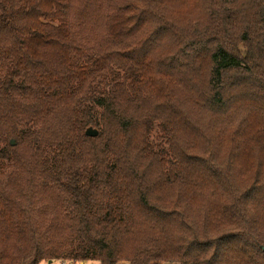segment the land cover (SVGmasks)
<instances>
[{"label": "trees", "instance_id": "obj_1", "mask_svg": "<svg viewBox=\"0 0 264 264\" xmlns=\"http://www.w3.org/2000/svg\"><path fill=\"white\" fill-rule=\"evenodd\" d=\"M54 260L264 264V0H0V264Z\"/></svg>", "mask_w": 264, "mask_h": 264}, {"label": "rangeland", "instance_id": "obj_2", "mask_svg": "<svg viewBox=\"0 0 264 264\" xmlns=\"http://www.w3.org/2000/svg\"><path fill=\"white\" fill-rule=\"evenodd\" d=\"M41 264H101L99 261L90 260L87 262H69L64 260L44 261ZM111 264H176L166 262H152V261H118Z\"/></svg>", "mask_w": 264, "mask_h": 264}, {"label": "water", "instance_id": "obj_3", "mask_svg": "<svg viewBox=\"0 0 264 264\" xmlns=\"http://www.w3.org/2000/svg\"><path fill=\"white\" fill-rule=\"evenodd\" d=\"M86 135L89 136V137H96V136H98V131L96 129H94V128H88L86 130ZM11 144L15 145V142L12 141Z\"/></svg>", "mask_w": 264, "mask_h": 264}]
</instances>
